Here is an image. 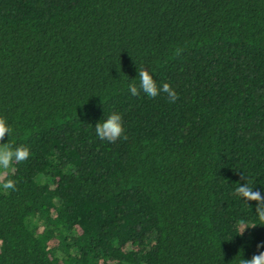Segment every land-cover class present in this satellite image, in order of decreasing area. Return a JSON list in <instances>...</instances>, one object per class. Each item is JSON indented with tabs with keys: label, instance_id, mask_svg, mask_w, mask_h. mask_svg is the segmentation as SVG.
Returning <instances> with one entry per match:
<instances>
[{
	"label": "trees",
	"instance_id": "1",
	"mask_svg": "<svg viewBox=\"0 0 264 264\" xmlns=\"http://www.w3.org/2000/svg\"><path fill=\"white\" fill-rule=\"evenodd\" d=\"M143 68L175 103L131 96ZM113 111L127 139L108 143ZM0 116L30 149L0 169V264H236L264 244L232 195L245 176L264 194V0H0Z\"/></svg>",
	"mask_w": 264,
	"mask_h": 264
},
{
	"label": "clouds",
	"instance_id": "2",
	"mask_svg": "<svg viewBox=\"0 0 264 264\" xmlns=\"http://www.w3.org/2000/svg\"><path fill=\"white\" fill-rule=\"evenodd\" d=\"M154 76L147 68L138 69V77L133 80H138V84L131 83L128 85V91L131 96L137 97L143 94L148 98L155 99L161 94H166L169 102L175 103L178 99L176 91L170 84L162 81L158 82ZM93 128L95 129L96 137L101 141L116 143L120 139H127L123 116L117 111L109 114L105 113L104 118ZM13 132L14 130L7 119L0 116V169H9L13 163L26 161L30 157L29 147L23 144L17 146L11 142ZM6 136L9 137V141L4 143L3 141ZM245 178L246 183H237L238 186L234 189L232 195L238 201L245 204H248V202H256L252 222L264 225V194L255 190L256 186L250 183L248 177L245 176ZM3 188L6 190L14 189V181L8 180L3 184ZM246 229H249V227L243 223L237 226V231L240 232V236L244 234ZM257 247L258 254L254 255L251 259H245L244 254L241 255V252L243 253L241 251L233 262L235 261L236 264H264V250H261L264 249V244H260Z\"/></svg>",
	"mask_w": 264,
	"mask_h": 264
},
{
	"label": "rangeland",
	"instance_id": "3",
	"mask_svg": "<svg viewBox=\"0 0 264 264\" xmlns=\"http://www.w3.org/2000/svg\"><path fill=\"white\" fill-rule=\"evenodd\" d=\"M1 171V170H0ZM1 173V172H0Z\"/></svg>",
	"mask_w": 264,
	"mask_h": 264
}]
</instances>
